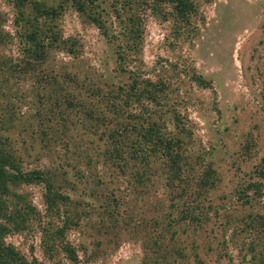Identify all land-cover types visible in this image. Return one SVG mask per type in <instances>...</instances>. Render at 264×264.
I'll use <instances>...</instances> for the list:
<instances>
[{"label":"rangeland","instance_id":"1","mask_svg":"<svg viewBox=\"0 0 264 264\" xmlns=\"http://www.w3.org/2000/svg\"><path fill=\"white\" fill-rule=\"evenodd\" d=\"M27 1L0 0V242L40 264H264V0H98L107 35Z\"/></svg>","mask_w":264,"mask_h":264},{"label":"trees","instance_id":"2","mask_svg":"<svg viewBox=\"0 0 264 264\" xmlns=\"http://www.w3.org/2000/svg\"><path fill=\"white\" fill-rule=\"evenodd\" d=\"M14 4L23 9L27 6L29 2L27 0H13ZM75 9L83 14L85 17H89L94 24L97 25L98 28L107 35V30L105 29L103 22L97 18L101 17L97 11L96 7H98V0H71ZM174 4V9L180 14L184 15L186 13V8L189 6L188 2L185 0H172ZM30 3V2H29ZM31 4V3H30ZM33 8L36 11L40 12L41 17H52L56 14L55 8H40L38 3L33 4ZM52 41L56 42L57 37L53 36ZM42 46V45H41ZM43 52V51H42ZM262 164L259 171V175L264 178V157L261 159ZM10 156L8 154H4L3 151L0 149V195H4L8 193L9 186L11 182H14L17 177L14 173L10 171L11 165L10 164ZM68 248L67 246L64 247V250ZM71 253V250H70ZM0 264H40L36 258L27 259L23 254H21L16 248L9 243H5L4 241L0 242Z\"/></svg>","mask_w":264,"mask_h":264}]
</instances>
